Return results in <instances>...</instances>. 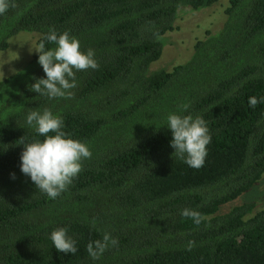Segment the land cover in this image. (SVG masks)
<instances>
[{"label": "trees", "instance_id": "trees-1", "mask_svg": "<svg viewBox=\"0 0 264 264\" xmlns=\"http://www.w3.org/2000/svg\"><path fill=\"white\" fill-rule=\"evenodd\" d=\"M219 1L13 0L0 15V52L23 33L38 47L50 30L67 31L98 63L75 72L70 99L32 92L46 78L38 53L0 81V264H264V208L222 211L264 178V103L248 106L264 97V0H228L221 30L197 41L185 64L149 70L180 11ZM44 109L92 152L56 199L20 171L18 140L44 139L26 117ZM169 114L205 120L202 168L173 154ZM185 208L201 213L199 225ZM60 227L75 255L55 250L49 237ZM105 233L118 244L94 260L86 246Z\"/></svg>", "mask_w": 264, "mask_h": 264}, {"label": "clouds", "instance_id": "clouds-1", "mask_svg": "<svg viewBox=\"0 0 264 264\" xmlns=\"http://www.w3.org/2000/svg\"><path fill=\"white\" fill-rule=\"evenodd\" d=\"M15 6L13 0H0V15ZM46 42L54 47L46 49ZM36 52L39 54L37 63L42 67L46 78L36 80L31 89L32 92L50 99L72 98L74 93L71 90L77 86L75 72L98 68L94 50L81 52L79 40L71 37L67 31L57 34L55 30H50L40 40ZM259 103H264V97L251 96L248 99L250 108H255ZM180 107L186 111L189 106L184 104ZM167 122V128L172 135L170 146L174 149L176 158L192 169L202 168L207 156V146L211 142L205 120L199 115L193 117L169 114ZM26 123L44 139L26 142L27 138L24 136L18 140V144L23 145L20 171L30 177L35 188L48 198L56 199L82 171V161L91 158L92 152L85 143L69 138L62 130V118L54 115L49 109H44L42 113L31 111L26 117ZM181 216L191 219L197 225L203 219L201 213L188 208L181 211ZM67 232V228L60 227L53 230L49 238L57 252L75 255L78 252L76 242ZM117 244L115 238L105 233L102 239L89 242L86 249L95 260L99 259L110 245ZM194 244V241H189L188 250H191Z\"/></svg>", "mask_w": 264, "mask_h": 264}, {"label": "rangeland", "instance_id": "rangeland-1", "mask_svg": "<svg viewBox=\"0 0 264 264\" xmlns=\"http://www.w3.org/2000/svg\"><path fill=\"white\" fill-rule=\"evenodd\" d=\"M228 0H220L214 6L200 11L184 9L177 15L176 30L165 36V45L160 59L153 63L150 72L165 70L185 64L193 54V47L204 40L207 33L216 35L225 23L224 9ZM37 35L23 33L14 37L6 51L0 52V81L22 71L37 54ZM253 203L256 209L264 208V178L250 192L222 209L227 212L233 207Z\"/></svg>", "mask_w": 264, "mask_h": 264}]
</instances>
